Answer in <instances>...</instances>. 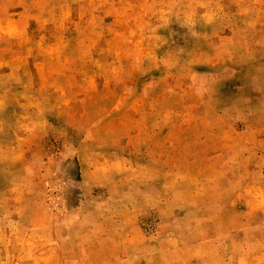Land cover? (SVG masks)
<instances>
[{
    "label": "rangeland",
    "instance_id": "rangeland-1",
    "mask_svg": "<svg viewBox=\"0 0 264 264\" xmlns=\"http://www.w3.org/2000/svg\"><path fill=\"white\" fill-rule=\"evenodd\" d=\"M0 264H264V0H0Z\"/></svg>",
    "mask_w": 264,
    "mask_h": 264
}]
</instances>
